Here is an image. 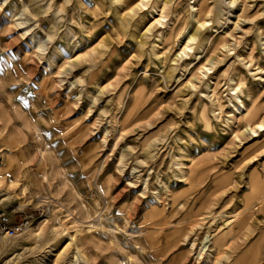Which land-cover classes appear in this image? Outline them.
<instances>
[{"label":"rangeland","instance_id":"rangeland-1","mask_svg":"<svg viewBox=\"0 0 264 264\" xmlns=\"http://www.w3.org/2000/svg\"><path fill=\"white\" fill-rule=\"evenodd\" d=\"M156 1L0 0V264H264V0Z\"/></svg>","mask_w":264,"mask_h":264},{"label":"bare ground","instance_id":"bare-ground-1","mask_svg":"<svg viewBox=\"0 0 264 264\" xmlns=\"http://www.w3.org/2000/svg\"><path fill=\"white\" fill-rule=\"evenodd\" d=\"M149 1L150 0H142L138 4L134 5L133 0H117V2H115L114 4H119L121 6L122 12L123 11H128L129 13H128L127 17H129L131 15L135 16L136 15V11H141L143 8L147 7ZM176 1H178V4L175 5V6H173L172 11H171L172 14H179V12H180V8H179L180 7V4L181 3H184L186 1H189V0H176ZM170 3H171L170 1H166V2L163 3V9H162V12H161V15H160V20L165 19V17L163 15L165 14V11L169 7V4ZM231 4H233V3H231ZM158 5H159V0H157L155 3H153V7L152 8L154 10H157ZM196 12H197V15H196V17H194V19L200 25V29H198L197 32L193 36H190L188 38V43L195 42L197 40V37H198L199 38V44H200V43H203V42L206 41V40L203 39V37L206 36V34L200 32V31H202L201 28L202 29H205V31H207L210 26H215V24H217L218 22H215V21L208 22V21H206V17L210 14V12L207 11L206 0H203V2L200 4V6L196 10ZM160 20L157 21L158 24H161ZM209 23H212V25H210ZM172 36H173V32L170 33L169 37L172 38ZM233 41L236 44V46L240 44L239 42H237L236 39H234ZM166 43H167V40L165 38H163V44L165 45ZM213 45H220V44H219V42H217V43H215ZM186 48H189V47L187 46ZM223 48H225L227 50V52L224 55L226 58L230 57L231 56V52L236 50L235 48L232 49V46L229 45V43L223 44ZM185 50H187V49H185ZM237 53H235L234 55H237ZM243 61H247L246 65L249 66V64H250L249 68L251 67V65H252L251 58H249V59L246 58ZM209 70H211V69L206 70V72H204V73L207 74V72ZM197 79L198 80H201V77L198 76ZM189 84L192 86V88H196V86L194 84H192V82H189ZM238 90H239V88L236 89V90H234V91L236 92ZM234 95H235L236 101L239 102V99L240 98L238 97V95L237 94H234ZM239 104L241 105L242 110L241 109H238L236 107V112H237L238 116H242V117H245L247 119L246 126H245V133H247L248 136H250V137L251 136L252 137H257L258 132H264V122L259 123L256 126L251 125V122H252V120H255V119L258 118V116H259L258 113L259 112L255 109L256 107L254 105H252V107L250 109H247L244 106L243 102L240 101ZM10 159H9V164H8L9 166H8V168H11L12 164H14V160H16L18 158H17V156H12ZM97 172H99V170ZM16 174H17V170L13 171V175L15 176ZM96 191H98V192L100 191V193H101V188L99 186H96ZM162 213L163 212H161V211H158L156 209H153L147 215V220L152 221L157 216H159V215L161 216ZM152 226H153L152 227L153 229H156V227H159L161 225L160 224H158V225L157 224H152ZM211 241H209V242L211 243ZM150 242H152V240ZM217 242L218 241H214V242L211 243V245H213V243H214V246H216L217 245ZM4 248H5V242H2L1 241L0 242V252H2L4 250ZM206 250H208V248H207L206 245H204L201 248V252H200V254H199L198 257H201L202 256L201 254L203 252H205ZM47 263H48V261L45 262V264H47ZM71 263L72 264H78V263H80V260H79V252L74 256V260Z\"/></svg>","mask_w":264,"mask_h":264},{"label":"built area","instance_id":"built-area-1","mask_svg":"<svg viewBox=\"0 0 264 264\" xmlns=\"http://www.w3.org/2000/svg\"><path fill=\"white\" fill-rule=\"evenodd\" d=\"M27 225H11V221L6 214L0 213V241L3 239H14L26 232Z\"/></svg>","mask_w":264,"mask_h":264}]
</instances>
